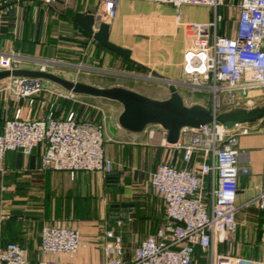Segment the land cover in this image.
<instances>
[{"label": "crops", "instance_id": "crops-1", "mask_svg": "<svg viewBox=\"0 0 264 264\" xmlns=\"http://www.w3.org/2000/svg\"><path fill=\"white\" fill-rule=\"evenodd\" d=\"M102 1L26 0L11 7L0 6V52L55 60L69 76L64 78L92 85L95 84L80 74H151L158 77L150 82L161 89V94L125 87L151 98H169L170 82L183 79L182 55L186 46L184 32L175 24L176 9L150 0H120L117 16L106 20L101 16ZM239 2L225 0V15L235 17L230 5ZM200 9L204 8L184 6L182 13L186 19L205 20L195 15ZM77 12L95 15L94 31L102 22H108L110 41L130 49L132 60L146 70L131 68L128 59L102 46L75 20ZM8 81L9 78L0 80V133L17 107H22L23 117L28 119L44 115L36 103L14 100L5 89ZM79 95V101L54 94L47 97L55 103L57 115L65 116L74 109L81 120L104 124L105 151L114 162L113 172L78 171L71 178L67 171L41 169L40 146L30 154L22 150L7 152L0 160V246L17 242L36 264L44 224L73 225L81 232V247L76 254L59 259L104 264L108 259L105 246L114 241L107 231L113 230L122 238L124 259L129 263L140 243L164 223V201L151 186V176L162 162L183 166L182 152L168 141V132L162 125L149 124L139 132L124 129L118 126L122 103ZM249 126L252 132L241 134L237 144L239 166L249 172L239 177L236 237L232 246L219 244L218 250L264 261V210L258 201L264 191V119ZM128 203L134 207L122 206ZM200 252V260L210 264L209 256Z\"/></svg>", "mask_w": 264, "mask_h": 264}, {"label": "built area", "instance_id": "built-area-1", "mask_svg": "<svg viewBox=\"0 0 264 264\" xmlns=\"http://www.w3.org/2000/svg\"><path fill=\"white\" fill-rule=\"evenodd\" d=\"M26 0H0V6L19 5ZM172 5L177 13L175 24L184 32L186 46L182 55V81H171L187 106L201 104L214 115L235 108H257L256 95L264 88V0H240L231 4L234 16H226L225 0H150ZM184 6L207 7L210 19H186ZM120 0H103L101 16L114 19ZM229 30L227 32L226 30ZM61 63L0 52V70L31 69L54 73ZM81 68V66L79 67ZM55 74V73H54ZM149 80L158 77L148 74ZM47 79L11 76L5 89L17 102L27 99L44 115L23 117L22 107L6 119L0 133V160L7 152L22 150L30 154L42 147L41 169L67 171L74 178L78 171L111 174L113 160L105 151L104 124L81 120L76 110L57 115L55 103L41 94H54L79 101L73 90L45 85ZM48 81V80H47ZM180 87L188 94H183ZM197 94L206 98L195 100ZM118 126L120 124L118 123ZM166 132H168L165 129ZM252 132L248 123L232 129L218 121L199 127H183L179 140L172 146L181 150L183 166L162 162L151 176V186L163 198L164 223L149 234L135 249L129 263L124 259L122 238L113 230L107 236L108 259L104 264H193L200 248L210 264H264L218 250L219 244L232 246L237 230L239 177L248 168L239 166L237 144L241 134ZM264 210V191L258 196ZM81 232L73 225L46 223L40 237V257L36 264H86L65 262L63 255H74L81 247ZM0 264H33L27 250L16 242L0 246Z\"/></svg>", "mask_w": 264, "mask_h": 264}, {"label": "water", "instance_id": "water-1", "mask_svg": "<svg viewBox=\"0 0 264 264\" xmlns=\"http://www.w3.org/2000/svg\"><path fill=\"white\" fill-rule=\"evenodd\" d=\"M74 18L89 32L93 33L96 40L102 46L128 60H132V51L130 49L116 45L110 41L108 22H102L98 30L94 31V14L77 12ZM11 76L43 78L60 84L64 88L73 90L76 93L118 101L124 107L119 116V124L122 128L139 132L144 130L149 124H160L168 131V141L170 143H176L179 140L183 127H199L212 121H218L227 128L232 129L238 124L254 123L264 119V105L252 110L235 108L219 113L216 116L210 108L201 104L187 106L183 101L182 95L171 82L170 97L160 100L121 86L102 88L84 82H75L54 73L38 70L17 69L13 71H0V80ZM122 206L130 208L134 207V204L128 203ZM124 215L125 218L129 217V214Z\"/></svg>", "mask_w": 264, "mask_h": 264}, {"label": "rangeland", "instance_id": "rangeland-1", "mask_svg": "<svg viewBox=\"0 0 264 264\" xmlns=\"http://www.w3.org/2000/svg\"><path fill=\"white\" fill-rule=\"evenodd\" d=\"M234 1V0H232ZM200 8V7H199ZM204 9H200V11L196 12V16L197 18L199 17H203L206 18L205 20L210 19L211 16V11L209 8L207 7H202ZM226 30L227 32L229 31L227 29V24H226ZM54 73L61 76V77H69L67 75V73H65L63 70H60L59 67H57L56 69H54ZM140 72V71H139ZM101 74H89V75H84V74H80L79 77H83L85 79H87L88 81H90L91 83H94L95 86H99V85H106V86H121V87H125V86H129V87H133L135 89L144 91V92H148V93H153V94H161L162 91L161 89H158V87H156L154 84H152L148 78L145 77H136V76H132L127 74V72H121V73H117V72H112L111 74H106L108 72H100ZM125 73V74H124ZM83 75V76H82ZM45 85L50 86L49 88H52L54 90H57V88H64L63 86H61L60 84H57L55 82H52L50 80H46L44 81ZM97 84V85H96ZM100 87V86H99ZM126 88V87H125ZM180 90L183 94H188L187 90L185 88L180 87ZM48 96L50 95V93H47ZM47 94H41V96L45 95L47 96ZM256 95H261L257 101H256V105L257 106H261L264 105V88H262L261 90H259L257 93H255ZM89 98H93L95 99V97H89ZM99 100H108L102 97H99ZM206 98V96L204 94H197L195 100L200 101L202 103L205 104L204 101L200 100ZM98 100V99H95ZM260 120L256 121L259 122ZM254 123H248V124H255ZM204 261L207 263L206 259H204ZM209 263V262H208Z\"/></svg>", "mask_w": 264, "mask_h": 264}, {"label": "trees", "instance_id": "trees-1", "mask_svg": "<svg viewBox=\"0 0 264 264\" xmlns=\"http://www.w3.org/2000/svg\"><path fill=\"white\" fill-rule=\"evenodd\" d=\"M127 61H128L129 64L132 65L131 68L133 67V69H137L138 71H145L146 70V67L138 64L137 62H135L133 60H127ZM200 251H201L200 248H197L196 249V252H195V261H194L193 264H206V262L201 261L200 258H199V254L201 253Z\"/></svg>", "mask_w": 264, "mask_h": 264}]
</instances>
